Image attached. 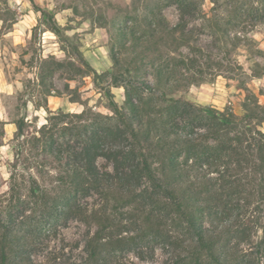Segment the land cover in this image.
Returning a JSON list of instances; mask_svg holds the SVG:
<instances>
[{
	"label": "trees",
	"instance_id": "obj_1",
	"mask_svg": "<svg viewBox=\"0 0 264 264\" xmlns=\"http://www.w3.org/2000/svg\"><path fill=\"white\" fill-rule=\"evenodd\" d=\"M160 1L144 0L138 26L117 22L112 72L100 73L75 49L80 65L70 64L110 95V115L50 110L53 76L67 62L42 59L44 96L36 106L48 111L46 123L32 131L27 116L15 121L9 181L0 173V189L10 183L0 192V264H35L37 236L73 218L94 227L79 264H133L128 253L144 260L158 248L162 264H264V115L247 101L239 117L177 95L203 81L204 66L197 55L163 50L158 29L185 30L200 10L194 0H169L180 14L170 27ZM32 2L61 36L55 14ZM118 50L132 52L131 68H123ZM112 87L124 88L123 105ZM100 158L112 169H102ZM20 166L37 171L26 187L18 184ZM94 196L97 204L86 201Z\"/></svg>",
	"mask_w": 264,
	"mask_h": 264
},
{
	"label": "rangeland",
	"instance_id": "obj_2",
	"mask_svg": "<svg viewBox=\"0 0 264 264\" xmlns=\"http://www.w3.org/2000/svg\"><path fill=\"white\" fill-rule=\"evenodd\" d=\"M33 1L55 14L64 28L61 36L49 30L32 0H0V173L8 181L14 145L19 141L15 121L27 116L30 125L27 129L33 131L37 125L46 123L49 114L45 107L36 106L44 96L43 87L38 85L42 59L54 55L67 62L53 76L54 90L47 103L50 110L76 113L88 107L110 115V95L95 83L93 74H78L70 62L80 65L75 53L79 47L100 73L112 72L116 69L112 51L118 43L117 22L138 26L140 15L144 14L141 6L144 0ZM168 1H160L164 7L162 14L173 27L180 21V14L177 5L166 4ZM194 3L200 15L190 19L185 30L158 29L157 39L163 50L176 57L197 55L204 66L203 81L181 88L177 95L194 103L222 110L229 108L239 117L244 116L247 101L264 115V0H194ZM118 55L123 68H131L128 61L132 52L118 50ZM119 71L128 75L126 70ZM147 75L156 84V68H149ZM105 80H101V85H106ZM111 91L123 105L124 88L112 87ZM78 98L84 104L72 101ZM98 164L102 169H112L103 158ZM30 172L37 174L36 168L27 171L20 166L19 185H28ZM9 184L1 187L0 192L7 190ZM98 200L94 196L86 201L97 204ZM90 231L94 227L76 218L67 224L60 221L47 232L43 230L36 238L40 248L33 252L35 264H79L85 257V241ZM126 257L133 264H162L165 259L160 248L152 258L143 260L133 252Z\"/></svg>",
	"mask_w": 264,
	"mask_h": 264
}]
</instances>
